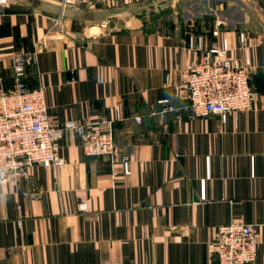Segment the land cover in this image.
Segmentation results:
<instances>
[{
    "label": "crops",
    "instance_id": "obj_1",
    "mask_svg": "<svg viewBox=\"0 0 264 264\" xmlns=\"http://www.w3.org/2000/svg\"><path fill=\"white\" fill-rule=\"evenodd\" d=\"M219 21L231 54L249 57L256 92L251 108L225 120L193 116L175 88L219 40ZM19 50L36 55L27 83L45 87L49 115L112 120L119 156L87 155L69 130L64 165L36 164L1 183L0 264H218L210 244L218 226L236 221L253 224L255 264H264V0H93L65 9L7 0V89ZM164 98L177 113H161ZM121 158L131 171L115 176Z\"/></svg>",
    "mask_w": 264,
    "mask_h": 264
},
{
    "label": "built area",
    "instance_id": "obj_2",
    "mask_svg": "<svg viewBox=\"0 0 264 264\" xmlns=\"http://www.w3.org/2000/svg\"><path fill=\"white\" fill-rule=\"evenodd\" d=\"M61 9L69 5L91 4L93 0H56ZM7 0H0V15ZM217 23L213 34L219 40L201 49L200 57L183 71V81L176 85L182 90L181 98L187 99L188 109L195 117L217 115L223 120L230 114L237 115L249 109L256 100L251 84L249 57L241 59L231 54L228 35ZM247 34L240 33V41L247 46ZM200 49V48H199ZM247 50V48H246ZM36 55L26 50L13 55V86L7 89L0 78V184L9 179L19 181L29 175L36 164L59 167L66 163L61 151L65 132L75 131L81 138L84 152L89 156H107L112 163L118 160V146L113 121L102 117L98 121H55L48 113L45 87H30L27 83L30 65ZM164 105L161 113H177L179 109L169 98L159 101ZM137 122L141 116L134 118ZM113 165L115 176L129 175L127 158ZM81 210H86L81 204ZM257 234L253 224L230 222L218 226L210 246L218 264H255L258 256Z\"/></svg>",
    "mask_w": 264,
    "mask_h": 264
}]
</instances>
